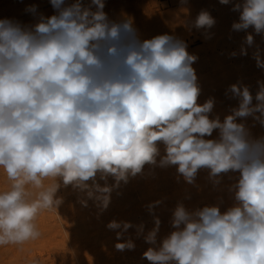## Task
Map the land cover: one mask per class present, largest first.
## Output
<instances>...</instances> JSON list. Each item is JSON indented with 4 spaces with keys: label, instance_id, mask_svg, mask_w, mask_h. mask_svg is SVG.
Returning <instances> with one entry per match:
<instances>
[{
    "label": "clouds",
    "instance_id": "clouds-1",
    "mask_svg": "<svg viewBox=\"0 0 264 264\" xmlns=\"http://www.w3.org/2000/svg\"><path fill=\"white\" fill-rule=\"evenodd\" d=\"M49 2L51 16L26 8L33 24L0 19V247L41 236L37 217L58 212L61 185L87 190L92 181L108 193L95 184L98 175L113 177L118 187L145 165L175 166L188 184L202 169L215 185L236 173L232 202L223 211L220 204L192 211L177 204L172 230L161 239L154 217L146 235L137 228L150 245L142 257L149 264H264V136L253 137L241 122L252 116L264 126V81L255 97L248 86L231 85L226 95L238 107L221 120L212 116L214 98L198 102L192 66L198 58L183 40L169 34L142 40L131 18L109 19L105 0ZM232 11L239 12L234 31L264 36V0H242ZM215 23L202 10L192 26ZM244 43L253 45L252 33ZM108 203L103 196V207ZM107 227L116 231L118 251L135 249L124 239L130 222Z\"/></svg>",
    "mask_w": 264,
    "mask_h": 264
},
{
    "label": "rangeland",
    "instance_id": "rangeland-1",
    "mask_svg": "<svg viewBox=\"0 0 264 264\" xmlns=\"http://www.w3.org/2000/svg\"><path fill=\"white\" fill-rule=\"evenodd\" d=\"M237 2L242 0H232L228 5L219 0H105L104 11L111 20L131 18L142 40L162 34L183 40L189 54L198 58L192 65L201 88L198 102L203 104L214 98L212 116L218 115L223 120L239 103L238 99L230 98V93L226 95L231 85L248 86L255 97L258 81H264V68L257 66L256 59L257 55L264 59V36L255 34L251 28L247 32L232 29L233 22L239 20V12L232 11ZM30 5H36L37 12L45 16L54 14L49 0H0V19L33 24L36 18L26 11ZM202 10L216 21L210 29L192 26ZM248 33L254 36L252 46L244 43ZM242 47L246 48V55L240 54ZM241 122L253 137L264 136V126L252 116ZM236 176L224 174L219 185H215L208 170L202 169L195 183L188 184L175 166L145 165L141 173L129 176L128 182H121L118 187L114 186L113 177L103 180L98 175L95 184L110 188L108 193L97 191L92 181L88 182L87 190L61 185L57 193L62 200L58 212L43 211L37 217L41 236L23 245L0 247V264H149L142 254L150 245L143 235L137 237V228L142 226L146 235L154 227V217H158V239L163 238L172 230V212L179 203L190 211L220 204L223 211L232 202L228 189ZM4 186L5 177L0 172V188ZM105 195L109 197L106 208L102 204ZM113 220L133 225L124 239L130 237L134 241V250L115 248L116 231L107 227Z\"/></svg>",
    "mask_w": 264,
    "mask_h": 264
}]
</instances>
